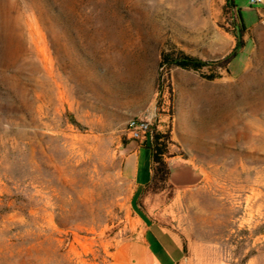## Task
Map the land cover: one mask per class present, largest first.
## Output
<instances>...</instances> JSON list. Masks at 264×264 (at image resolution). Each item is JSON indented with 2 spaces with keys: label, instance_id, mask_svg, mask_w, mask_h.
<instances>
[{
  "label": "rangeland",
  "instance_id": "rangeland-1",
  "mask_svg": "<svg viewBox=\"0 0 264 264\" xmlns=\"http://www.w3.org/2000/svg\"><path fill=\"white\" fill-rule=\"evenodd\" d=\"M256 7L0 0V264H110L152 220L184 243L177 264H264ZM132 116L194 182L134 189L121 172Z\"/></svg>",
  "mask_w": 264,
  "mask_h": 264
},
{
  "label": "crops",
  "instance_id": "crops-1",
  "mask_svg": "<svg viewBox=\"0 0 264 264\" xmlns=\"http://www.w3.org/2000/svg\"><path fill=\"white\" fill-rule=\"evenodd\" d=\"M123 177L136 190L144 189L152 175L149 147L137 142L121 162ZM185 257L181 238L159 221L152 220L137 236L120 240L111 252L110 264H177Z\"/></svg>",
  "mask_w": 264,
  "mask_h": 264
},
{
  "label": "trees",
  "instance_id": "trees-1",
  "mask_svg": "<svg viewBox=\"0 0 264 264\" xmlns=\"http://www.w3.org/2000/svg\"><path fill=\"white\" fill-rule=\"evenodd\" d=\"M238 14L240 19H242L240 10H238ZM229 58L230 56L227 58V60H229ZM178 64L182 66H189L191 63L187 60L179 59ZM165 136V134L154 132L149 144L145 141L142 142L144 146L150 148L152 158V175L150 181L144 187V193L158 192L168 183L170 169L163 158L165 143L162 141V139Z\"/></svg>",
  "mask_w": 264,
  "mask_h": 264
},
{
  "label": "built area",
  "instance_id": "built-area-1",
  "mask_svg": "<svg viewBox=\"0 0 264 264\" xmlns=\"http://www.w3.org/2000/svg\"><path fill=\"white\" fill-rule=\"evenodd\" d=\"M248 3L257 6L256 12L264 15V0H248ZM125 132L127 139L147 142L152 137L150 120L144 116H132L126 122Z\"/></svg>",
  "mask_w": 264,
  "mask_h": 264
},
{
  "label": "water",
  "instance_id": "water-1",
  "mask_svg": "<svg viewBox=\"0 0 264 264\" xmlns=\"http://www.w3.org/2000/svg\"><path fill=\"white\" fill-rule=\"evenodd\" d=\"M134 144H137V141L130 140L129 143L126 144L124 150H129L130 148H132ZM169 179L173 183L177 185H181V184H188V183L194 182L196 179V176L190 170L185 169V170L170 172Z\"/></svg>",
  "mask_w": 264,
  "mask_h": 264
}]
</instances>
